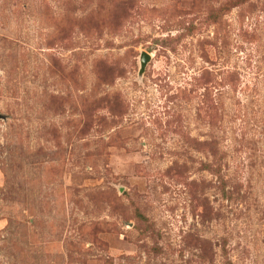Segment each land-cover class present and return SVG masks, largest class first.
<instances>
[{
    "label": "rangeland",
    "instance_id": "rangeland-1",
    "mask_svg": "<svg viewBox=\"0 0 264 264\" xmlns=\"http://www.w3.org/2000/svg\"><path fill=\"white\" fill-rule=\"evenodd\" d=\"M0 264H264V0H0Z\"/></svg>",
    "mask_w": 264,
    "mask_h": 264
},
{
    "label": "water",
    "instance_id": "water-1",
    "mask_svg": "<svg viewBox=\"0 0 264 264\" xmlns=\"http://www.w3.org/2000/svg\"><path fill=\"white\" fill-rule=\"evenodd\" d=\"M150 56L148 53L143 52L140 56V71L143 70L145 64L149 61Z\"/></svg>",
    "mask_w": 264,
    "mask_h": 264
}]
</instances>
